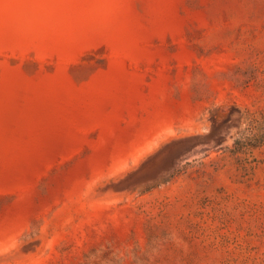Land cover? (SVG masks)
Wrapping results in <instances>:
<instances>
[{"label":"rangeland","instance_id":"1","mask_svg":"<svg viewBox=\"0 0 264 264\" xmlns=\"http://www.w3.org/2000/svg\"><path fill=\"white\" fill-rule=\"evenodd\" d=\"M0 264H264V0H0Z\"/></svg>","mask_w":264,"mask_h":264}]
</instances>
